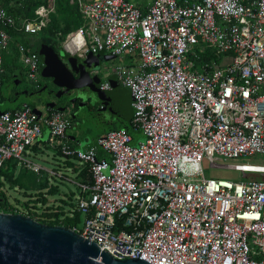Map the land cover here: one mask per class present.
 Listing matches in <instances>:
<instances>
[{
    "label": "built area",
    "instance_id": "obj_1",
    "mask_svg": "<svg viewBox=\"0 0 264 264\" xmlns=\"http://www.w3.org/2000/svg\"><path fill=\"white\" fill-rule=\"evenodd\" d=\"M72 1L87 24L67 34L68 53L137 54V65L120 64L116 73L144 139L111 130L98 140L111 160L98 158L65 142L71 124L63 112L25 105L0 111V170L15 158L40 171L27 151L45 126L49 145L90 165L93 182L81 185L77 207L84 221L74 230L102 250L151 264H264V164L218 163L264 156V0H153L146 12L130 0ZM55 4L38 7L19 29L40 31ZM15 27L0 6V80ZM206 46L233 52L231 63H200ZM18 49L37 85L39 54ZM204 159L245 179L206 177Z\"/></svg>",
    "mask_w": 264,
    "mask_h": 264
},
{
    "label": "crops",
    "instance_id": "obj_2",
    "mask_svg": "<svg viewBox=\"0 0 264 264\" xmlns=\"http://www.w3.org/2000/svg\"><path fill=\"white\" fill-rule=\"evenodd\" d=\"M130 1L135 3L136 6L138 8H140L143 12H146L148 10V8L150 7L151 3L153 2V0H135V1L130 0ZM187 1L191 2L190 0H186L184 3H186ZM71 2H75V1L71 0ZM78 5H79V3H78ZM79 9L81 11L80 5H79ZM55 10H56V4L54 7V10L49 14V20L47 21L46 26L51 19V14ZM81 14L83 15L82 11H81ZM83 18H84V23L81 27H83L84 25L87 24V21H86L84 15H83ZM17 31L21 32L24 30L18 29ZM33 34H27L26 37L31 38L32 45L34 47H39L38 48L39 52H41L42 48H44L43 46L46 44H43V43L41 44V42L39 41L38 34H37V37L33 36ZM11 36H12V42H14L17 45L23 44L21 41H17L16 38L13 37L12 34H11ZM27 46L31 48V45L30 46L27 45ZM46 46H48V45H46ZM48 47H50V46H48ZM31 49H33V48H31ZM44 51L45 50L43 49V52ZM18 52H19V50H18ZM56 52L59 53V55L61 56V58L65 62L69 58H71L72 56H75V57L77 56V55H73V54L68 53L63 47L61 48V51L57 50ZM41 54L44 56V61L41 60L42 61L41 62L42 68H41V73L39 76L40 80H39V83L37 85L31 84L28 81L26 69H25L24 64L21 60L20 52L18 54L19 56L16 58L17 54L14 53V51L10 48V53L7 55L6 54L3 55V61H4V58L6 59V57H8V59H9V57L11 58V61H12L11 65H12V70H13L14 82H16V84H18L20 82L28 81L30 83V86H28L26 88V91L24 93L25 94L24 98H26V100H23V99L21 100V98H22L21 92L22 91H18L17 89L15 90L12 88L11 91H8L6 94H4L2 91V84L4 81V72H3V78L0 80V98H1L2 103L11 104V106H10L11 108H9V106L6 105L7 108H0V111H15V110H18V109L24 107L25 105H28L32 108H38L39 110H41L42 112L45 113V112H48L47 110H49V107L47 106V104H50L49 101L54 100V101H56V107L57 106H60V107H58V109L55 108L53 110H58V111L63 112L65 114V116L70 120L71 126L67 130L65 142L67 144L71 145L72 147L82 148V149H93V150H95L96 156L98 158H105V159L111 160V155L108 152H106L105 150H103V148L99 145L98 140L101 137V135L106 134L109 131H111V130L108 131L109 127L119 125L122 127L119 129H112V130L126 129L124 127L125 123H130V120L132 119L134 109H133V106L131 103L132 100L130 97V91L118 79V76L116 73V68L120 64L137 65L139 62L137 54L128 53V54L124 55L126 59L129 58V61L128 62H122V63L118 64L115 68L112 67L111 69H107L105 67V63L112 61V60L116 59L117 57L114 59L108 60V61H103L101 63V67H99V68H95V67L88 68V70L90 71L91 77L98 75V77L101 80L100 81L101 87L106 83L109 84L108 88H106V89L102 88L103 90L109 92L111 99H112L111 102H109L107 105H104L103 101H101L98 98L97 94L95 92H93L92 90H90L89 87H83V89H85V91L81 94L77 93L74 90H70L69 92L64 93V94L59 93V91H61L62 89L54 84L53 78L42 75V71H43L44 67L46 66L45 62H46L47 58H46V55H44V53H41ZM103 54H109V53L103 52ZM77 57H79V56H77ZM79 58H83V57H79ZM111 80L116 81V85H115L116 88H114L112 86ZM46 83H49L50 85L47 88H45V86H44L41 89V87L43 85H45ZM53 89H56L58 92H54ZM63 90H62V92H63ZM73 95H76L79 98L81 97L83 99V101H81V103L79 105L80 109L83 111L85 110V108L87 106L85 104V101H87L90 97H93L95 104H98L100 106L103 105L104 108L99 107L97 114L90 119H88L89 117L86 115V113H83V112L74 113L72 115L71 113H69L68 109L70 110V107H72L71 105H73L75 102L74 99H72V97H71ZM82 103H84V105ZM62 107H67V109L66 110H60L59 108H62ZM106 110H108V112H106ZM98 115H101V119H99V120H97L95 118ZM92 120L94 122H96V124H98V125L103 124V125H106L107 127L105 128V130L103 132H100L94 139H92L90 141L87 137L88 132H87V125L86 124L90 123V121H92ZM128 131L131 134L134 143H137L139 140L144 139V138H142L143 137L142 130L139 127L135 126L133 123H132V127ZM49 138H50V131L47 127L44 126L41 138L38 140V142L34 146L29 148L27 151L28 159H30L29 157L32 154H41V153H43V154L48 153L49 154L50 152L47 150V148L52 147L51 145L48 144ZM52 148H54V147H52ZM54 149H57V147H55ZM12 159H15V158H12ZM16 160L18 161V166H19L17 168L16 174L24 172L23 168H26L28 170V171L26 170L27 171L26 176L31 175V173H35V175L38 177V181L48 179L51 174H54V175L58 174V172H56L57 171L56 169L44 168L38 162L31 160V159H30L31 161H33L34 163H37L38 165H40L42 167L40 169V171H34V170L28 168L25 164H23L18 159H16ZM64 165L66 166V168H70L74 172L75 177L77 179L75 182L77 183V186L79 187L77 202L72 200V202L75 204V207H72L69 205L66 206L67 210L68 211L70 210L69 214L72 215V212H73L72 208L77 209L78 200H79L80 196L82 195L81 193H83L81 185L82 184H89L87 182L85 183V181H88V180H89V182L91 180L93 182V174L91 172L89 164L81 163L75 157H65ZM54 175H52V176H54ZM89 176H91V179ZM52 185L53 184L50 185V183H49V186H52ZM47 189H49V188H47ZM73 194H75V193L71 191L68 194L69 198L71 196H73ZM74 196H73V198H74ZM69 198H68V200L70 201ZM83 221H84V216L82 214V224H83Z\"/></svg>",
    "mask_w": 264,
    "mask_h": 264
},
{
    "label": "water",
    "instance_id": "obj_3",
    "mask_svg": "<svg viewBox=\"0 0 264 264\" xmlns=\"http://www.w3.org/2000/svg\"><path fill=\"white\" fill-rule=\"evenodd\" d=\"M43 47L40 53H44L47 60L42 75L52 77L54 84L64 89L59 93L74 90L81 94L85 91L83 87H89L104 105L111 102V96L102 89L98 75L91 77L88 68H99L103 61L114 59L116 55L90 53L83 58L72 56L65 62L53 48ZM111 83L116 88V81L111 80ZM47 106L54 108V103ZM59 109L66 110L67 107ZM33 110L42 113L38 108ZM0 264L151 263L143 259L115 258L72 228L45 224L22 213L0 212Z\"/></svg>",
    "mask_w": 264,
    "mask_h": 264
},
{
    "label": "trees",
    "instance_id": "obj_4",
    "mask_svg": "<svg viewBox=\"0 0 264 264\" xmlns=\"http://www.w3.org/2000/svg\"><path fill=\"white\" fill-rule=\"evenodd\" d=\"M185 1L186 0H179L181 4H184ZM41 5L49 6L50 0H0V6L5 8L16 20V27L8 28L9 32L16 38L17 41H21L23 45H31V48L39 54V57L41 54L38 49L39 47H34L31 43V38L26 37L27 34L33 33H27L25 31L19 32L17 30L21 27L24 21L29 19L31 20L37 16L36 9ZM83 23L84 18L76 1L71 2V0H56V10L51 14V19L47 26H43L41 30L34 33L33 36L37 37L38 34L41 44H46L56 51H61L62 42L66 38L67 34L81 27ZM18 47L19 45L14 42L10 45V48L17 54L16 58L19 56ZM205 49L206 51L200 53V63L210 62L219 66H224L231 63L232 56L234 55L231 51L217 53L216 50L211 49L208 46H206ZM2 78L3 74L1 79ZM132 119L130 120V123H125L124 127L128 130L132 127ZM121 127L122 126L115 125L109 127L108 131L112 129H119ZM18 167V161L16 159H11L0 170V212L22 213L45 224L63 225L72 229L75 227L80 228L82 226L81 212L76 208H72L73 212L72 215H70V210L68 211L66 208L67 205L75 207V204L72 202V198L75 194L69 198L70 201L64 199L61 200L63 204L58 205L56 208L49 206V195L58 194L60 187L57 184L50 187V181L48 179L38 181V177L35 173H31V175L26 176V172L28 171L26 168H23L24 172L16 174ZM89 177L91 179V176ZM86 182L91 184L92 180L90 182L89 180L85 181V183ZM6 183H10L14 187L19 186L24 189L26 200L15 198L12 202L3 189ZM47 188H49L47 190L48 192H44ZM81 194L83 195V193Z\"/></svg>",
    "mask_w": 264,
    "mask_h": 264
},
{
    "label": "rangeland",
    "instance_id": "obj_5",
    "mask_svg": "<svg viewBox=\"0 0 264 264\" xmlns=\"http://www.w3.org/2000/svg\"><path fill=\"white\" fill-rule=\"evenodd\" d=\"M135 1V0H133ZM10 53V48L6 50L4 54H9ZM14 61V60H13ZM129 58H125V56H119L116 59L106 62L105 67L107 69H111L112 67L115 68L118 64L122 62H128ZM12 61L11 58L6 57L4 58L3 62V69H4V81L2 84V91L4 94H6L8 91H11V89H17L18 91H22L21 95L22 98L21 100H26L24 98L25 96V91L28 86H30V83L28 81L20 82L16 84L14 82V77H13V70H12ZM198 68L201 69V64H198ZM33 86V85H32ZM96 96V95H95ZM84 105V103H82ZM11 108V104H5L1 102L0 98V108H7V106ZM97 120L101 119V115H98L95 117ZM87 137L91 141L94 139L100 132H103L105 128L107 127L106 125L103 124H96L93 120L90 121V123H87ZM143 138V137H142ZM47 150L50 152L49 154H32L30 155V159L38 162L40 165H42L44 168H50V169H56L58 174L54 175L51 174L48 180L50 181L51 184H58L60 186V191L56 195H49L50 198V203H48L49 206L52 207H57L58 205H62L63 202L61 200H68L69 198V193L72 191L76 195L72 199L73 201L77 202L78 199V189L79 187L77 186V183L75 182L77 179L75 177L74 172L70 168H66L64 165L65 163V157L59 152V150L54 149V148H47ZM77 162V161H76ZM239 162H251V163H260L264 164V156H258L256 158H241L240 160L233 161V160H224L220 159L218 160V163L220 165L223 164H229V165H235ZM78 163V162H77ZM203 165V171L204 175L206 177H213V178H220V179H233V180H239V179H245L244 173H241L239 170L231 167H225V166H219V167H211L209 165V161L207 159H204L202 162ZM54 175V176H52ZM51 187V186H50ZM4 191L10 198V200L13 202L15 198H20L21 200H26L25 198V190L20 188L19 186H12L10 183H6L4 186ZM48 189H45L44 192H48ZM68 192V193H67ZM69 201V200H68Z\"/></svg>",
    "mask_w": 264,
    "mask_h": 264
},
{
    "label": "flooded vegetation",
    "instance_id": "obj_6",
    "mask_svg": "<svg viewBox=\"0 0 264 264\" xmlns=\"http://www.w3.org/2000/svg\"><path fill=\"white\" fill-rule=\"evenodd\" d=\"M40 58H41V60L42 61H44V56L42 55V54H40ZM41 61V62H42ZM90 72V71H89ZM50 84L49 83H46L45 85H43L42 87H41V89L45 86L46 88L49 86ZM54 90V92H58L56 89H53ZM80 94V93H79ZM72 97V99H74V104L73 105H71L72 107H70V110L68 109V111H69V113H71L72 115L74 114V113H79V112H83V113H86V115L89 117L88 119H90V118H92L93 116H95L96 114H97V112H98V109H99V107L101 108H104V106L103 105H98V104H95V102H94V100H93V97H90L87 101H85V104L87 105L86 106V108H85V110L83 111V110H81L80 109V103H81V101H83V99L80 97H78V96H76V95H73V96H71ZM70 97V98H71ZM49 103H50V105H51V103H54V108H49V109H51V110H53V109H58V107H60V106H57L56 107V101H54V100H50L49 101ZM106 112H108V110H106Z\"/></svg>",
    "mask_w": 264,
    "mask_h": 264
}]
</instances>
